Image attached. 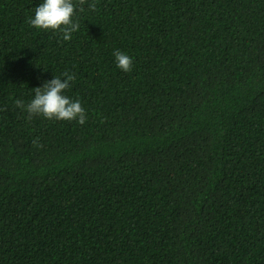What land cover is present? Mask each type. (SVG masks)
Here are the masks:
<instances>
[{
  "label": "trees",
  "instance_id": "trees-1",
  "mask_svg": "<svg viewBox=\"0 0 264 264\" xmlns=\"http://www.w3.org/2000/svg\"><path fill=\"white\" fill-rule=\"evenodd\" d=\"M94 2L0 0V264H264V0ZM64 72L84 124L17 106Z\"/></svg>",
  "mask_w": 264,
  "mask_h": 264
},
{
  "label": "clouds",
  "instance_id": "clouds-1",
  "mask_svg": "<svg viewBox=\"0 0 264 264\" xmlns=\"http://www.w3.org/2000/svg\"><path fill=\"white\" fill-rule=\"evenodd\" d=\"M95 10L94 0H39L33 7L32 13L27 17L30 27L40 31L59 33L63 40L72 38V34L80 28L78 13ZM115 66L123 72H128L132 67V57L124 52H113ZM73 76L67 72L35 87L31 99L26 103L17 101V106L22 108L29 118L43 117L49 120L76 121L84 124L87 119L86 109L79 99H72L65 94Z\"/></svg>",
  "mask_w": 264,
  "mask_h": 264
}]
</instances>
